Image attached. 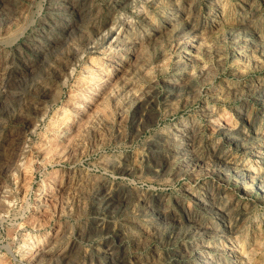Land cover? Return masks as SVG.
I'll return each mask as SVG.
<instances>
[{
    "label": "rangeland",
    "instance_id": "374dc122",
    "mask_svg": "<svg viewBox=\"0 0 264 264\" xmlns=\"http://www.w3.org/2000/svg\"><path fill=\"white\" fill-rule=\"evenodd\" d=\"M0 264H264V0H0Z\"/></svg>",
    "mask_w": 264,
    "mask_h": 264
},
{
    "label": "bare ground",
    "instance_id": "6f19581e",
    "mask_svg": "<svg viewBox=\"0 0 264 264\" xmlns=\"http://www.w3.org/2000/svg\"><path fill=\"white\" fill-rule=\"evenodd\" d=\"M133 38V37H132Z\"/></svg>",
    "mask_w": 264,
    "mask_h": 264
}]
</instances>
